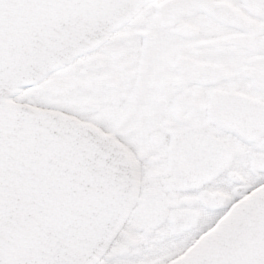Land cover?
<instances>
[{
  "label": "snow or ice",
  "instance_id": "1",
  "mask_svg": "<svg viewBox=\"0 0 264 264\" xmlns=\"http://www.w3.org/2000/svg\"><path fill=\"white\" fill-rule=\"evenodd\" d=\"M0 264H264V0H0Z\"/></svg>",
  "mask_w": 264,
  "mask_h": 264
}]
</instances>
